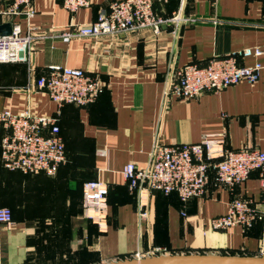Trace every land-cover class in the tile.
I'll return each mask as SVG.
<instances>
[{
  "label": "crops",
  "instance_id": "crops-1",
  "mask_svg": "<svg viewBox=\"0 0 264 264\" xmlns=\"http://www.w3.org/2000/svg\"><path fill=\"white\" fill-rule=\"evenodd\" d=\"M115 1L90 0L88 8L70 14L61 0H33L35 14L28 20L5 14L8 4L0 0V26L16 22L23 35L33 38L28 64H0V111L30 109L56 116L57 106L34 87L51 66L81 69L104 85L95 103L59 110L66 161L55 176L8 171L0 160V208L11 210L13 221L8 227L0 224V264H102L142 258L155 248L164 249L163 255L264 258L262 224L245 233L207 227L210 219L227 212L232 197L262 198L256 172L233 195L211 180L205 196L184 203L175 195L131 193L122 176L127 164L147 165L154 143L209 139L216 155L264 150V0H187L185 13L197 22L183 27L178 38L164 27L158 35L143 30L61 40L62 32L91 24ZM176 8V0L154 5L163 17ZM246 48L263 51L259 58L239 60L263 66L257 83L242 81L190 100L172 98L164 107L163 91L178 69L204 66ZM95 180L107 186L105 215L98 220L83 206V185Z\"/></svg>",
  "mask_w": 264,
  "mask_h": 264
},
{
  "label": "built area",
  "instance_id": "built-area-1",
  "mask_svg": "<svg viewBox=\"0 0 264 264\" xmlns=\"http://www.w3.org/2000/svg\"><path fill=\"white\" fill-rule=\"evenodd\" d=\"M8 4L5 14L25 15L29 20L35 12L33 0H5ZM63 8L70 14L88 8L90 0H61ZM218 0H211L217 2ZM169 0H119L98 11L96 20L88 25H79L62 32L59 37L64 43L77 39L98 40L133 31L147 30L154 35L164 27L178 38L183 27L194 24L197 19L186 15L187 0H176L177 8L169 17L159 15L155 4L164 5ZM32 40L29 34H22L18 23L11 26V34L0 36V64L30 62ZM260 48H246L225 57L214 58L206 65L189 64L174 73L171 82L163 91L162 101L166 108L172 98L190 100L208 92H220L239 82L254 85L258 82L263 66L255 62L251 66L239 64L245 58H259ZM37 90L44 91L57 106L56 116L35 115L30 109L12 113L10 109L0 111V160L4 169L26 175L45 174L53 177L65 164V146L58 126L59 110L64 105L85 107L96 102L104 93L102 82L81 69L51 66L48 72L35 81ZM30 87L26 88V94ZM212 141L204 139L197 144L164 146L154 143L149 160L144 168L127 164L122 176L128 191L140 194H174L184 203L193 198H202L211 180L217 188L233 195L252 173L258 175L262 198L232 197L227 212L208 221L211 231L223 232L239 228L242 233L255 225L264 226V150H223L218 155L211 152ZM83 206L89 216L98 220L105 215L107 186L97 180L83 185ZM89 215V214H88ZM144 216L145 214L142 213ZM0 224L11 226L12 214L8 208H0ZM260 253H264V238L259 241ZM164 249H152L147 256H158ZM138 257V256H137ZM140 258V257H138Z\"/></svg>",
  "mask_w": 264,
  "mask_h": 264
},
{
  "label": "water",
  "instance_id": "water-1",
  "mask_svg": "<svg viewBox=\"0 0 264 264\" xmlns=\"http://www.w3.org/2000/svg\"><path fill=\"white\" fill-rule=\"evenodd\" d=\"M10 34V24L0 26V36ZM102 264H264V258L208 254L158 255L123 259Z\"/></svg>",
  "mask_w": 264,
  "mask_h": 264
},
{
  "label": "trees",
  "instance_id": "trees-1",
  "mask_svg": "<svg viewBox=\"0 0 264 264\" xmlns=\"http://www.w3.org/2000/svg\"><path fill=\"white\" fill-rule=\"evenodd\" d=\"M167 4V3H166ZM166 4H164V5H166ZM126 188H127V185H126ZM128 189V188H127ZM158 194H161V193H158ZM161 195H163V194H161ZM171 195H174V194H171ZM164 196V195H163ZM170 196V195H169ZM11 211V210H10ZM12 214V213H11Z\"/></svg>",
  "mask_w": 264,
  "mask_h": 264
},
{
  "label": "rangeland",
  "instance_id": "rangeland-1",
  "mask_svg": "<svg viewBox=\"0 0 264 264\" xmlns=\"http://www.w3.org/2000/svg\"><path fill=\"white\" fill-rule=\"evenodd\" d=\"M143 257H147V256H143Z\"/></svg>",
  "mask_w": 264,
  "mask_h": 264
}]
</instances>
